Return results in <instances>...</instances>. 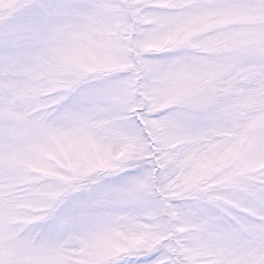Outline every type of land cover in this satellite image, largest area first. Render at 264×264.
Listing matches in <instances>:
<instances>
[{
	"label": "snow or ice",
	"instance_id": "snow-or-ice-1",
	"mask_svg": "<svg viewBox=\"0 0 264 264\" xmlns=\"http://www.w3.org/2000/svg\"><path fill=\"white\" fill-rule=\"evenodd\" d=\"M0 264H264V0H0Z\"/></svg>",
	"mask_w": 264,
	"mask_h": 264
}]
</instances>
